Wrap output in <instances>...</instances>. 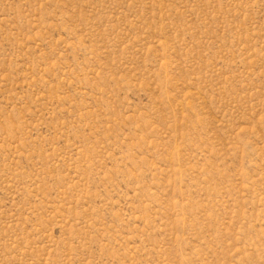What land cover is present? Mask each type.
Instances as JSON below:
<instances>
[{"label":"rangeland","instance_id":"obj_1","mask_svg":"<svg viewBox=\"0 0 264 264\" xmlns=\"http://www.w3.org/2000/svg\"><path fill=\"white\" fill-rule=\"evenodd\" d=\"M0 264H264V0H0Z\"/></svg>","mask_w":264,"mask_h":264}]
</instances>
